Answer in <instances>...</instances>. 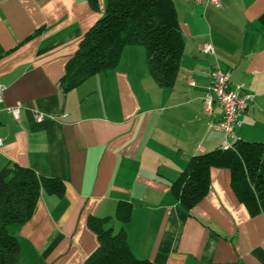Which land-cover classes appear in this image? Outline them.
<instances>
[{
    "label": "crops",
    "instance_id": "1",
    "mask_svg": "<svg viewBox=\"0 0 264 264\" xmlns=\"http://www.w3.org/2000/svg\"><path fill=\"white\" fill-rule=\"evenodd\" d=\"M172 1L184 41L172 85L155 82L143 46L126 45L115 67L64 89L106 0H0V169L64 184L62 196L42 192L25 223L8 225L16 264H83L98 246L91 220L151 264H264V215L238 200L229 169L210 168L207 193L188 211L175 184L225 139L208 126L221 108L203 104L216 64L253 95L240 139L264 143V0ZM208 43L213 54L200 51ZM17 105L15 118L7 108Z\"/></svg>",
    "mask_w": 264,
    "mask_h": 264
},
{
    "label": "trees",
    "instance_id": "2",
    "mask_svg": "<svg viewBox=\"0 0 264 264\" xmlns=\"http://www.w3.org/2000/svg\"><path fill=\"white\" fill-rule=\"evenodd\" d=\"M95 7L96 0H89ZM126 45H141L155 82L162 87L177 77L184 41L172 0H106L105 14L84 34L67 64L64 89L117 65ZM230 170L233 192L250 212L264 215V143L239 140L196 156L175 182L181 206L190 210L208 191L210 168ZM42 192L64 194L57 178L38 175L27 167L0 169V264H16L19 244L8 225L25 223ZM98 241L83 264H151L129 251L124 235L91 220Z\"/></svg>",
    "mask_w": 264,
    "mask_h": 264
},
{
    "label": "built area",
    "instance_id": "3",
    "mask_svg": "<svg viewBox=\"0 0 264 264\" xmlns=\"http://www.w3.org/2000/svg\"><path fill=\"white\" fill-rule=\"evenodd\" d=\"M195 4L202 5H219V0H193ZM200 51L206 54H213L214 48L211 44H204L200 47ZM231 71L230 69H223L216 64L210 72V83L208 89L203 97V104L206 111L209 112V108L213 102H216L221 108V116L218 120L208 122V126L211 129L218 130L225 135V139L222 143L223 148H230L235 141L240 140V136L237 133V129L241 126V116L249 101L252 100L253 95L243 91L244 84L239 83L234 87H231L230 83ZM4 86L0 85V101L2 100V94ZM15 118H18L19 105L7 108ZM37 120L41 119L40 114H35ZM2 138L0 137V146L2 144Z\"/></svg>",
    "mask_w": 264,
    "mask_h": 264
}]
</instances>
